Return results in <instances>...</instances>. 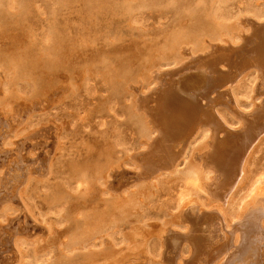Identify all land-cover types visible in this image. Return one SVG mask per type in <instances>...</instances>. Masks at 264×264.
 Segmentation results:
<instances>
[{
  "label": "rangeland",
  "instance_id": "1",
  "mask_svg": "<svg viewBox=\"0 0 264 264\" xmlns=\"http://www.w3.org/2000/svg\"><path fill=\"white\" fill-rule=\"evenodd\" d=\"M263 21L264 0H0V264H172L154 243L161 226L175 222L181 192L137 179L135 164L141 162L132 159L143 151L151 110L163 104L178 80L204 70L199 56L210 52L212 43L252 46L264 38ZM261 66L260 78L252 68L224 81L209 104L222 118L208 142L240 139L249 126H262L254 144L256 166L220 205L228 217L264 197V188L255 191L252 184L264 173ZM76 93L93 94L100 115L80 133L62 137V127L71 128L65 118L71 110L64 108ZM155 115L160 117V108ZM164 147L158 139L145 158H162ZM204 148L201 138L190 154L198 158ZM109 153L120 157L113 166L121 173L111 178L119 192H104L102 180L90 173L76 188L78 162L99 164ZM99 197L110 203L102 200L97 207ZM203 199L209 208L220 204L205 194ZM78 203L87 206L78 218L90 207L93 214L89 225L81 222L72 230ZM81 230L101 231L87 242L100 246L90 247L89 257H77L78 245L65 244L78 243L71 238ZM183 252L188 257L186 248Z\"/></svg>",
  "mask_w": 264,
  "mask_h": 264
},
{
  "label": "bare ground",
  "instance_id": "2",
  "mask_svg": "<svg viewBox=\"0 0 264 264\" xmlns=\"http://www.w3.org/2000/svg\"><path fill=\"white\" fill-rule=\"evenodd\" d=\"M259 25L260 27L264 26V21L260 22ZM246 39L247 37L244 40ZM251 45L250 47L247 45L226 47L225 45L212 43L211 51L199 56V58L202 57L198 60L200 61L198 64H204L205 71L203 70L194 77L185 75L181 78V81L178 80V86L173 85L172 90L169 91L170 96L163 101V104L151 110L150 118L146 115V119L149 118L148 122L150 121L148 123L149 129L148 133L145 134L144 142L142 141L143 143L140 146L143 151H139L132 159L136 163L137 161L141 162V164L134 163L137 165V171H134L133 174L137 176V179L150 181L154 186L160 183L172 193L181 192L178 202L174 206V209L178 210V212L175 218L172 217L176 223L173 222L172 226L170 224L168 226L165 223L166 225L161 226L158 234L157 232V235L155 234L157 240L154 238L156 240L154 247H156L158 255L170 260L172 264H261L262 262L264 255V225L262 223L264 197H261L249 210L238 212L232 217H228L221 208L222 206H220L221 203L232 198L236 189L243 182L244 174L248 171L252 172L253 166H256L255 143L258 139V129H262V126L258 125L257 130L255 127L249 126L247 131L240 133V139L234 140L226 136L221 138L220 141L218 139L217 141L208 142L211 139L212 130L217 134L218 124H220V118H222L219 114L220 118L215 115L214 107L212 108L209 105L216 100V96H212L214 89L220 88L224 81L227 82V79L235 78L246 69L257 68L258 77H261L260 74L262 73L260 72L262 69L260 68L264 64V38L260 39V41H252ZM241 50H246L247 52L239 54L238 52ZM255 50L261 53L257 52L255 55ZM182 94H187V96L183 97L181 96ZM205 99L208 100V103H204ZM255 100H257L256 97ZM95 102L93 94L76 93L73 95L70 102H68L69 104H67L68 107L64 108V112L71 110L65 116L71 128L63 126L62 137L74 132L80 133L100 115L99 108L96 105L97 102ZM254 102L258 104V101ZM3 104L9 103L4 101ZM159 108L161 115L157 119L154 116H156L155 114H157ZM192 119L194 120L193 127L192 122L188 123ZM157 133H160L157 140H163L165 154L162 158L158 157L155 160L146 159L145 155L150 154L154 149ZM201 138L206 140V148H204L206 150L196 158L190 153L193 145ZM233 140L238 143H232ZM211 147H213L212 151ZM141 155L143 156L141 157ZM104 156L105 160L99 164L87 165L90 159H86L85 162H78L79 166L75 165L74 169L77 173H74V184L76 188L81 183L80 177L90 173L99 178L98 180H102L104 192L110 193V195L112 192H119L120 186H115L111 178L121 173H117L116 167L113 166L115 162L119 161L120 157L117 158L111 153ZM198 159L200 164L197 161ZM122 165L120 164L118 167ZM256 176L257 178L255 179ZM252 179H255L252 183L255 191H260V189L264 188V173L259 174V176L256 174ZM122 187L124 188V186ZM203 194L209 196L210 199L213 197L219 199L220 204L214 208H209L203 199ZM102 200H105L106 204L110 203L108 197H99L95 205L99 207L97 202ZM65 203H68V201H64ZM90 208L81 219L77 215H80L82 210L87 209V206L83 203L76 204L74 208L76 215L73 218L74 226H71L72 230L81 222L84 223V226L89 225L90 215L93 214ZM108 210H110V207L105 209L107 214H109ZM101 214L106 218L105 213ZM235 218L237 220H234ZM156 225L160 227L159 224ZM156 225H152V227H156ZM151 231L148 230L147 232ZM94 232L98 236L101 231L96 230ZM94 232L88 233L86 230H81L71 238V241H77L78 243L65 244L69 247L78 245L75 247L77 249V257H89V253L93 252L90 247L97 246V243L87 244V242L96 237L93 235ZM132 240L129 241L131 242ZM144 243L145 241H143ZM131 246L133 247V244ZM185 248L187 253L190 252L188 257L183 255ZM98 249H100V246ZM122 251V249L121 251L118 250L120 255H122ZM99 255L101 253L97 254V256ZM102 258L105 259L104 257ZM99 260L102 259L99 257Z\"/></svg>",
  "mask_w": 264,
  "mask_h": 264
}]
</instances>
